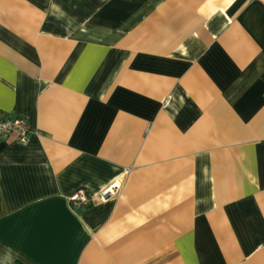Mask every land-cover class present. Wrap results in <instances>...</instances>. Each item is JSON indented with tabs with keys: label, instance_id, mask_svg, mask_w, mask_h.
<instances>
[{
	"label": "crops",
	"instance_id": "0c3cea01",
	"mask_svg": "<svg viewBox=\"0 0 264 264\" xmlns=\"http://www.w3.org/2000/svg\"><path fill=\"white\" fill-rule=\"evenodd\" d=\"M0 111V264H264V0H0Z\"/></svg>",
	"mask_w": 264,
	"mask_h": 264
},
{
	"label": "built area",
	"instance_id": "2783aa9c",
	"mask_svg": "<svg viewBox=\"0 0 264 264\" xmlns=\"http://www.w3.org/2000/svg\"><path fill=\"white\" fill-rule=\"evenodd\" d=\"M10 134L15 136L19 145H27L28 129L25 122L20 118L8 117L0 111V140ZM119 187L120 184L116 182L104 189L96 198H90L84 190L80 189L71 195L68 201L73 209L89 207L114 197L118 193Z\"/></svg>",
	"mask_w": 264,
	"mask_h": 264
}]
</instances>
